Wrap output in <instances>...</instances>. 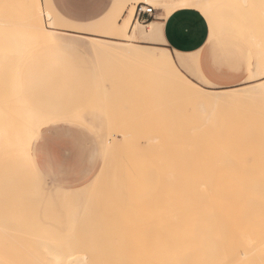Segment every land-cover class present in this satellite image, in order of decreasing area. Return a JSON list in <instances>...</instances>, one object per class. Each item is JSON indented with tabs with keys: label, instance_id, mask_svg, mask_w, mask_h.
Listing matches in <instances>:
<instances>
[{
	"label": "rangeland",
	"instance_id": "obj_1",
	"mask_svg": "<svg viewBox=\"0 0 264 264\" xmlns=\"http://www.w3.org/2000/svg\"><path fill=\"white\" fill-rule=\"evenodd\" d=\"M124 4L132 12L137 3ZM208 4L215 27L245 5ZM14 8L13 0H0V261H42L56 247L65 264H190L203 251H219L220 198L212 183L219 181L220 115L258 119L264 95L223 106L162 95L145 83L138 61L44 46L60 40L22 28L25 15ZM38 109L55 117L81 110L57 119L87 124L102 143L92 185L40 181L31 148L50 124Z\"/></svg>",
	"mask_w": 264,
	"mask_h": 264
},
{
	"label": "snow or ice",
	"instance_id": "obj_2",
	"mask_svg": "<svg viewBox=\"0 0 264 264\" xmlns=\"http://www.w3.org/2000/svg\"><path fill=\"white\" fill-rule=\"evenodd\" d=\"M130 7L119 0H33L30 5L37 36H51L73 50L125 52L141 64L144 76L162 72L190 99H211L213 91L240 89L264 95V53L258 58H241L225 73L215 24L205 4L198 0H149L146 10L151 16L143 22L135 17L136 10L129 12ZM221 79L225 82L218 83ZM45 118L50 124L48 179L92 185L104 151L93 130L81 122L83 135L66 132L58 127L60 121L55 116ZM29 264H65V260L60 250L52 247L49 259Z\"/></svg>",
	"mask_w": 264,
	"mask_h": 264
},
{
	"label": "bare ground",
	"instance_id": "obj_3",
	"mask_svg": "<svg viewBox=\"0 0 264 264\" xmlns=\"http://www.w3.org/2000/svg\"><path fill=\"white\" fill-rule=\"evenodd\" d=\"M145 2H148V0H145ZM198 2L204 4V2L208 3V0H198ZM13 3L15 8L11 12L15 14L21 12L25 15L20 26L31 28L32 24L29 25L28 21L31 16L30 5L33 0H29V3L27 0H13ZM91 49L95 52L106 51L109 55L122 57L132 63L136 62L125 52ZM141 70L143 71L142 67ZM143 79L149 87L156 88L162 95L167 93L180 95L191 102L214 106H223L227 103L239 101L245 96L248 97V95L258 93L217 91L209 94L211 99L194 100L182 94L178 87L162 72L152 76H144ZM85 109L87 108L85 107ZM84 110H82V113L86 112ZM261 110L258 119L254 116L256 120L250 115L238 111L234 113L226 112L220 115V145L217 150L219 181L212 183L213 187L218 188L220 198L218 204L220 213L219 251L213 248L212 250L203 251L200 257L190 258V264H229V262L241 259L245 261V264H264V108L262 107ZM110 136V140L106 138V143L111 145L110 148H112L115 147V141L118 137L115 133ZM112 153L114 152L112 151ZM112 153H108L110 160L115 158L114 154L118 155L121 151L119 153L115 151L113 155ZM113 156L114 158H111ZM109 167L108 170L102 169L103 174H106L104 173L106 170L109 171ZM98 174L100 175V172ZM149 188L150 186L147 187L146 183V193H150ZM145 191L141 197L146 194ZM145 198H141L138 204L143 203ZM142 206L143 204L140 205V207ZM11 259L16 261L13 257ZM32 260L38 261L37 259Z\"/></svg>",
	"mask_w": 264,
	"mask_h": 264
},
{
	"label": "crops",
	"instance_id": "obj_4",
	"mask_svg": "<svg viewBox=\"0 0 264 264\" xmlns=\"http://www.w3.org/2000/svg\"><path fill=\"white\" fill-rule=\"evenodd\" d=\"M245 5L236 6L235 14H228L225 18H220L218 27H215L216 40L221 47L224 56L223 71L228 73L233 70V66L238 64L241 58L253 57L264 53V0H241ZM121 5L126 2L132 3H145V0H119ZM207 7V12L210 16V7L207 2H204ZM261 12V13H260ZM263 14V15H262ZM240 18V19H239ZM152 19H155L152 18ZM44 46L53 48H63L69 52H77L87 54L84 49L73 50L64 47L62 41L53 42ZM221 79L218 83H224ZM212 85V87H217ZM71 113L64 116H57L56 118H66L77 114L81 110L71 109ZM41 115L43 111L36 110ZM47 116V115H44ZM58 127L62 131L77 133L83 135L80 124L70 119L59 120ZM49 127L44 128L39 136L34 141L31 148V158L33 166L38 174L40 181L56 187H75L80 183L76 180H50L48 179V160H47V147L50 136ZM97 139V137L95 136ZM97 169V168H96ZM95 169V171H96ZM148 181V180H147ZM148 184V182H147Z\"/></svg>",
	"mask_w": 264,
	"mask_h": 264
},
{
	"label": "built area",
	"instance_id": "obj_5",
	"mask_svg": "<svg viewBox=\"0 0 264 264\" xmlns=\"http://www.w3.org/2000/svg\"><path fill=\"white\" fill-rule=\"evenodd\" d=\"M147 5L148 4L146 3H137L135 6V10H136L135 17L141 22H143L144 20H147L151 16V13L147 12L146 10Z\"/></svg>",
	"mask_w": 264,
	"mask_h": 264
}]
</instances>
